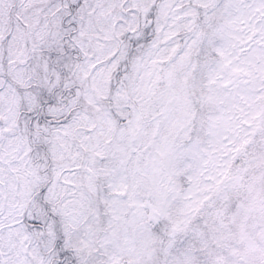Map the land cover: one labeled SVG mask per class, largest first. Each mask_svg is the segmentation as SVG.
<instances>
[{"label":"snow or ice","instance_id":"1","mask_svg":"<svg viewBox=\"0 0 264 264\" xmlns=\"http://www.w3.org/2000/svg\"><path fill=\"white\" fill-rule=\"evenodd\" d=\"M0 264H264V0H0Z\"/></svg>","mask_w":264,"mask_h":264}]
</instances>
